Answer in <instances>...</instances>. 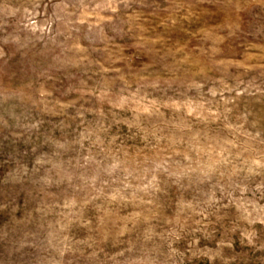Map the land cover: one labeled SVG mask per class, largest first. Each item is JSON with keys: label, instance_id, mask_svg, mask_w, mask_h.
Returning <instances> with one entry per match:
<instances>
[{"label": "rangeland", "instance_id": "obj_1", "mask_svg": "<svg viewBox=\"0 0 264 264\" xmlns=\"http://www.w3.org/2000/svg\"><path fill=\"white\" fill-rule=\"evenodd\" d=\"M0 264H264V0H0Z\"/></svg>", "mask_w": 264, "mask_h": 264}]
</instances>
